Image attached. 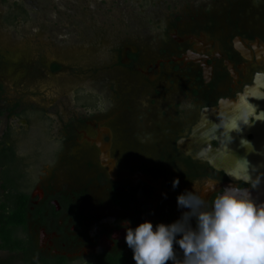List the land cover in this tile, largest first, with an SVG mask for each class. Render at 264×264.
<instances>
[{
  "label": "flooded vegetation",
  "instance_id": "1",
  "mask_svg": "<svg viewBox=\"0 0 264 264\" xmlns=\"http://www.w3.org/2000/svg\"><path fill=\"white\" fill-rule=\"evenodd\" d=\"M257 6L260 9L241 16L234 15L239 11L237 8L222 10L223 13L196 20L190 28L174 23L162 37L159 54L152 61L141 59L138 51H126L120 63L143 74L149 85L147 96H152L149 97L150 110H142L138 119L128 117L134 119L132 123L137 132L133 129L127 133L118 132L108 122L96 120L88 122L89 129L73 127L76 133L70 132L69 139L84 145L85 149L78 159V167L68 170V183L59 188L55 183L56 172L65 164L68 168L72 165L78 156L74 152L70 153L72 158L64 159L60 165L59 162L54 164L49 183L36 182L30 190L31 210L42 207L46 219L42 226L34 224L35 221L29 223V233L34 235L35 241L34 260L65 255L69 264H100L99 258L117 257L116 264H131L135 261L125 242L126 221L131 228L145 221L154 226L176 221L187 211L177 207V196L186 190H194L209 205L229 184L256 190L252 189V182L231 179L225 168L204 158L202 155L206 152L201 145L199 148L189 141L185 143L189 146L187 152L179 142L204 138L209 140L207 144L211 147L223 150L219 137L229 131L225 127L232 129L233 120L238 127L232 132L238 137L253 139L254 134H258L260 125L256 123H264V4L258 2ZM129 52L137 53V57L131 58ZM158 96L163 97V105L158 103ZM132 101H137L134 93ZM128 102L112 113L117 118L109 116L106 119H118L123 123L127 118L125 112L129 111L128 108L124 110ZM144 113L151 115L156 126L150 125V117ZM157 113L161 116L156 117ZM241 113L248 114V124L243 123ZM138 123H145L146 127ZM105 127L112 129L111 137L103 134V141L111 142L116 179L111 176L109 166L102 164L100 149L91 141ZM194 133L197 136L192 138ZM11 143L18 153L19 148L13 141H7L6 146ZM38 151L44 152V158L56 155L55 149L44 145ZM33 154L37 155L35 151ZM85 167L88 172L84 171ZM2 171L0 167V198L8 192L2 189L5 182ZM176 178L180 183L173 188L172 181ZM98 190L102 191L99 196L96 195ZM93 197L100 209L108 208L101 212L100 218L88 216L87 211L79 207L83 202L86 208L85 202ZM123 256L129 260H122ZM177 258H182L178 249Z\"/></svg>",
  "mask_w": 264,
  "mask_h": 264
},
{
  "label": "rangeland",
  "instance_id": "2",
  "mask_svg": "<svg viewBox=\"0 0 264 264\" xmlns=\"http://www.w3.org/2000/svg\"><path fill=\"white\" fill-rule=\"evenodd\" d=\"M258 2L264 4V0H0V139L11 126L9 141L18 146L21 160L29 154L26 165L37 183H49L54 164L72 158L74 152L78 156L72 165L68 168L65 164L56 172V185L64 187L68 170L78 167L85 149L69 139L70 132L76 133L73 127L89 129L88 122L96 120L108 122L118 132H137L134 119L128 117L138 119L142 110H150L152 96H147L149 85L143 74L120 63L127 50L138 51L141 59L152 61L174 23L190 28L196 20L230 8L239 9L234 15L250 14L261 6L256 7ZM16 3H23L31 18L7 23L3 17ZM54 63L60 65L58 70L53 69ZM157 101L163 105V97L158 96ZM127 102L124 110L129 111L123 123L106 119L117 118L112 113ZM24 109L34 111L31 122L23 115ZM143 115L156 126L151 115ZM160 116L157 113L156 117ZM138 125L146 127L145 123ZM76 137L80 138L79 134ZM41 145L55 149L56 155L35 161L30 155ZM84 171L89 170L85 167ZM98 192L97 196L102 191ZM95 198L85 202L87 209L83 202L79 207L88 216L100 218L108 208L100 209ZM108 212L112 217L113 212ZM11 256L0 251L1 264H26Z\"/></svg>",
  "mask_w": 264,
  "mask_h": 264
},
{
  "label": "clouds",
  "instance_id": "3",
  "mask_svg": "<svg viewBox=\"0 0 264 264\" xmlns=\"http://www.w3.org/2000/svg\"><path fill=\"white\" fill-rule=\"evenodd\" d=\"M241 118L249 123L248 114L241 113ZM237 127L233 120L231 131ZM249 164L246 158H238L227 175L252 182ZM179 183L174 179L172 187ZM260 183L257 177L252 189ZM177 207L187 211L170 224L154 226L145 221L131 228L125 222V242L135 264H264V202L257 203L249 189L229 184L210 205L194 190H186L177 196Z\"/></svg>",
  "mask_w": 264,
  "mask_h": 264
},
{
  "label": "trees",
  "instance_id": "4",
  "mask_svg": "<svg viewBox=\"0 0 264 264\" xmlns=\"http://www.w3.org/2000/svg\"><path fill=\"white\" fill-rule=\"evenodd\" d=\"M18 18H21L23 21H27L31 18L28 8L23 3L11 5L8 13L3 17L7 23H14ZM129 56L131 58H136L137 53L129 52ZM59 67V64H53L54 70H58ZM1 91H3V85L0 83V92ZM87 97L90 98V100L94 99L92 98L94 96L91 95ZM18 105L19 103H16L15 106ZM85 106H87V104H85ZM24 110L22 111L24 112L23 115L31 122L32 112L34 111ZM0 113H2L1 110ZM43 117L45 118V115H43ZM12 135V127L9 126L5 132V136L0 139V148L1 150H5L4 153L0 152V167H2L3 179L5 181L2 189L8 191L0 198V250H7L13 253L11 258H19L26 264H69V258L65 255L57 257L43 256L39 259H33L36 249H33L35 241L33 239L34 235L29 233L31 230L29 223L35 221L34 224L42 226L45 225L46 219L42 214V207H35V209L31 210L33 204L30 200V190L36 182L32 179L31 173L28 171L26 165L28 155L26 159L23 158L21 160L19 152L17 153V151H14L16 147L12 146V143L6 146V142L11 140ZM42 147L43 145L34 150L37 155H30L35 161L44 155V152L38 151V149ZM8 207L9 210L7 211ZM53 214L58 215L56 212H53ZM20 251H22L23 254H19ZM97 260L100 264L117 263V257H108L106 260L99 258ZM122 260L128 261L129 258L123 256ZM2 262L3 261L0 260V264ZM131 264H135V262Z\"/></svg>",
  "mask_w": 264,
  "mask_h": 264
},
{
  "label": "water",
  "instance_id": "5",
  "mask_svg": "<svg viewBox=\"0 0 264 264\" xmlns=\"http://www.w3.org/2000/svg\"><path fill=\"white\" fill-rule=\"evenodd\" d=\"M260 126L257 128L258 134H254L253 139H248L247 137H238L234 134L229 127L226 133L219 137L223 150L216 149L207 144L208 139H188L181 140L179 145L181 148L189 151V146H185V143L192 141L197 147L201 145L205 155H202L204 158L211 160L212 164L217 167L225 168V171L228 173L235 166V162L238 158H246L249 164V172L252 176V182L256 180L257 177L261 178L260 185L256 190L250 191L252 198L257 202H264V123L258 122ZM262 124V126H261ZM100 134L94 139H91L92 142H95L100 149V160L103 165L109 166V171L111 176L116 179L115 176V159L111 157L110 147L111 142L105 143L103 141V134L107 133L110 137L112 135V129L110 127H105L100 130ZM197 136L196 133L192 135V138ZM231 141V142H230ZM200 148V147H199ZM195 156V155H193ZM233 179L232 177H230Z\"/></svg>",
  "mask_w": 264,
  "mask_h": 264
}]
</instances>
